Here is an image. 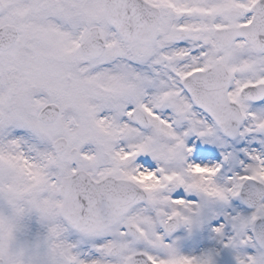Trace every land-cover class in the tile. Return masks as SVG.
I'll use <instances>...</instances> for the list:
<instances>
[{"label":"snow or ice","instance_id":"snow-or-ice-1","mask_svg":"<svg viewBox=\"0 0 264 264\" xmlns=\"http://www.w3.org/2000/svg\"><path fill=\"white\" fill-rule=\"evenodd\" d=\"M0 264H264V0H0Z\"/></svg>","mask_w":264,"mask_h":264}]
</instances>
